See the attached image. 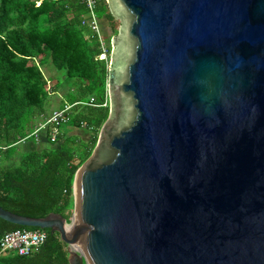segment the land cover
I'll use <instances>...</instances> for the list:
<instances>
[{"label":"water","instance_id":"obj_1","mask_svg":"<svg viewBox=\"0 0 264 264\" xmlns=\"http://www.w3.org/2000/svg\"><path fill=\"white\" fill-rule=\"evenodd\" d=\"M109 113L73 211L68 264H264V0H106Z\"/></svg>","mask_w":264,"mask_h":264},{"label":"trees","instance_id":"obj_2","mask_svg":"<svg viewBox=\"0 0 264 264\" xmlns=\"http://www.w3.org/2000/svg\"><path fill=\"white\" fill-rule=\"evenodd\" d=\"M96 1L98 19L112 25L106 0ZM85 15L82 0H0V207L5 211L70 219L75 173L89 158L109 113L108 63L99 59L96 36L81 25ZM111 28L117 34L119 23ZM48 65L62 74L61 81L46 78ZM61 85L68 92L60 109L71 107L66 123L91 131V138L82 142L58 132L51 142L48 126L36 143L31 134L49 117V102ZM18 229L40 230L0 219V238ZM42 231L47 239L36 253L2 252L0 264H68L65 244Z\"/></svg>","mask_w":264,"mask_h":264},{"label":"built area","instance_id":"obj_3","mask_svg":"<svg viewBox=\"0 0 264 264\" xmlns=\"http://www.w3.org/2000/svg\"><path fill=\"white\" fill-rule=\"evenodd\" d=\"M86 8V15L84 16L81 25L87 27L95 36L101 49L99 56L100 60L106 61L109 65V57L111 54V47L109 41L105 42L103 31L100 25V20L96 14L97 1L96 0H82ZM94 99L90 98L87 105H93ZM105 105V104H104ZM71 107L65 106L62 109L51 112L49 117L43 122L37 124L35 130L31 134L36 142H39V134L48 126H51L50 141L54 142L59 132V126L62 123L68 122V114ZM47 233L42 230H25L18 229L5 234L0 238V253L14 252L19 256H30L38 251L41 245L45 243Z\"/></svg>","mask_w":264,"mask_h":264},{"label":"crops","instance_id":"obj_4","mask_svg":"<svg viewBox=\"0 0 264 264\" xmlns=\"http://www.w3.org/2000/svg\"><path fill=\"white\" fill-rule=\"evenodd\" d=\"M100 21V25H101ZM103 31V30H102ZM109 38V37H108ZM43 72L44 75L46 76V78L51 79V80H62V74H59L58 72H56L54 70V68L50 65L45 66L43 68ZM68 92V87H66L65 85H61L56 94L52 95L51 100L49 102V106H48V111H47V115L51 114V112L55 111V110H59L60 106L62 104V102L64 101V97L66 96ZM44 120L40 119L37 124L43 122ZM36 124V126H37ZM36 128V127H35ZM75 135V137H78L82 142H88L91 138V131L89 130H85V129H79L77 130L76 133H73ZM70 136H73L72 134ZM38 143V142H36ZM42 147L46 146V142H41Z\"/></svg>","mask_w":264,"mask_h":264},{"label":"rangeland","instance_id":"obj_5","mask_svg":"<svg viewBox=\"0 0 264 264\" xmlns=\"http://www.w3.org/2000/svg\"><path fill=\"white\" fill-rule=\"evenodd\" d=\"M118 21L117 20H113V24L110 25L109 23L106 22V20H102L101 22V28L103 30V34H104V41L107 42L108 41V37H110L111 35H114L113 32H112V27H115L118 25ZM77 130H74V128L68 124V123H62L60 126H59V133L61 134H64L65 137H71L70 135L72 134L73 136L71 138H74L75 135L73 133H76ZM96 144V143H95ZM72 216V214H71ZM70 216V218H71Z\"/></svg>","mask_w":264,"mask_h":264}]
</instances>
